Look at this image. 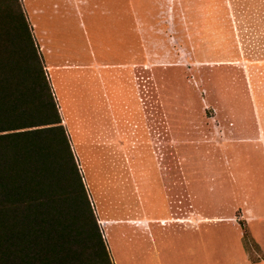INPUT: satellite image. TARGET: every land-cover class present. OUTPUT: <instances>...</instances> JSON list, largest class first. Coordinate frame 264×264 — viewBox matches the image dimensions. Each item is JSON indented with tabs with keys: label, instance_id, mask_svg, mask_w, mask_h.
<instances>
[{
	"label": "rangeland",
	"instance_id": "obj_1",
	"mask_svg": "<svg viewBox=\"0 0 264 264\" xmlns=\"http://www.w3.org/2000/svg\"><path fill=\"white\" fill-rule=\"evenodd\" d=\"M112 264H264V0H20Z\"/></svg>",
	"mask_w": 264,
	"mask_h": 264
},
{
	"label": "trees",
	"instance_id": "obj_2",
	"mask_svg": "<svg viewBox=\"0 0 264 264\" xmlns=\"http://www.w3.org/2000/svg\"><path fill=\"white\" fill-rule=\"evenodd\" d=\"M0 264H112L20 0H0Z\"/></svg>",
	"mask_w": 264,
	"mask_h": 264
}]
</instances>
